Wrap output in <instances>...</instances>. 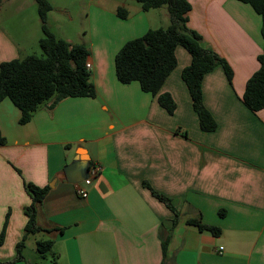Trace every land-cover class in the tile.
I'll return each instance as SVG.
<instances>
[{
    "label": "crops",
    "instance_id": "crops-1",
    "mask_svg": "<svg viewBox=\"0 0 264 264\" xmlns=\"http://www.w3.org/2000/svg\"><path fill=\"white\" fill-rule=\"evenodd\" d=\"M188 1V28L233 72L230 81L217 66L202 81L216 130L200 128L182 79L191 63L185 48L177 47V66L160 91L174 99L173 114L139 83L117 80L118 51L152 29L143 10L118 17L114 47L105 58H88L95 98L45 104L24 125L9 99L0 103V264H264V109L253 112L242 101L259 69L262 19L237 0ZM156 10L168 27V9ZM18 40L0 27V64L29 56ZM76 159L101 172L70 183L64 168ZM28 184L49 191L35 205L41 231L26 237L17 260L33 202ZM152 191L170 199L178 216ZM189 219L220 232L200 231ZM48 240L41 259L37 243Z\"/></svg>",
    "mask_w": 264,
    "mask_h": 264
},
{
    "label": "trees",
    "instance_id": "trees-1",
    "mask_svg": "<svg viewBox=\"0 0 264 264\" xmlns=\"http://www.w3.org/2000/svg\"><path fill=\"white\" fill-rule=\"evenodd\" d=\"M141 4L144 12L166 7L170 14V24L166 28L149 29L143 36L129 40L115 56V73L121 84L139 83L141 90L157 98L158 103L169 114L176 110V103L168 93H161L166 79L177 66L176 49L182 46L191 55V63L182 71L192 100L194 111L199 118L201 130L213 132L217 123L205 108L202 96L204 76L217 66H222L231 81L233 72L227 61L213 49L205 47L202 37L187 26L191 4L188 0H135ZM250 5L261 16V35L263 52L258 57L259 69L248 80L242 101L253 112L264 109V0H237ZM42 23L43 36L39 45L43 56L29 55L0 64V103L9 99L20 111V124L31 121L34 113L41 106L50 103L55 107L67 98L96 97V90L91 83L90 71L86 63L90 56L84 44H73L57 38L47 27V14L52 7L47 0H35ZM120 19H127L128 11L117 9ZM5 142L0 132V144ZM32 196V204L26 209L28 216L25 236L17 245V260L22 259V251L27 236L41 231L36 225L37 203L46 197L49 187L27 185ZM153 195L178 216L172 201L152 191ZM187 225L200 231H209L217 235L220 230L202 224L199 219H189ZM6 227V226H5ZM170 235L162 242L163 256H166ZM5 240V230L0 234V246ZM52 248V241L37 243V251L43 259ZM31 264H41L34 262Z\"/></svg>",
    "mask_w": 264,
    "mask_h": 264
},
{
    "label": "rangeland",
    "instance_id": "rangeland-1",
    "mask_svg": "<svg viewBox=\"0 0 264 264\" xmlns=\"http://www.w3.org/2000/svg\"><path fill=\"white\" fill-rule=\"evenodd\" d=\"M47 1L52 7L47 14L49 30L57 38L84 44L98 58H105V53H109L115 45L117 27L114 24L119 19L117 9H126L130 17L142 12L141 4L135 0ZM159 11L152 9L145 12L147 24L152 29L167 27L168 23ZM0 27L19 38L26 54L43 56L39 45L43 36L42 23L35 0H0Z\"/></svg>",
    "mask_w": 264,
    "mask_h": 264
},
{
    "label": "water",
    "instance_id": "water-1",
    "mask_svg": "<svg viewBox=\"0 0 264 264\" xmlns=\"http://www.w3.org/2000/svg\"><path fill=\"white\" fill-rule=\"evenodd\" d=\"M90 162L85 159H76L64 168L67 180L73 184H79L89 179Z\"/></svg>",
    "mask_w": 264,
    "mask_h": 264
},
{
    "label": "built area",
    "instance_id": "built-area-1",
    "mask_svg": "<svg viewBox=\"0 0 264 264\" xmlns=\"http://www.w3.org/2000/svg\"><path fill=\"white\" fill-rule=\"evenodd\" d=\"M86 68H87V70L90 71L91 68H92L91 63L87 62L86 63ZM100 172H101V167L99 165L93 166L92 168H90L89 179L96 178L99 175ZM88 180H86V181H88ZM78 194L81 195V197H83V198L87 197V192L82 190V189H78ZM222 249L223 248H220V250H222Z\"/></svg>",
    "mask_w": 264,
    "mask_h": 264
}]
</instances>
